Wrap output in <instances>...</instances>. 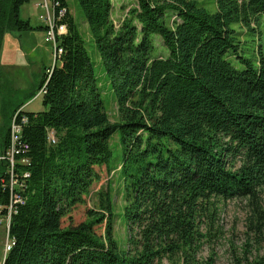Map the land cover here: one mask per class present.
Instances as JSON below:
<instances>
[{"label":"trees","instance_id":"obj_1","mask_svg":"<svg viewBox=\"0 0 264 264\" xmlns=\"http://www.w3.org/2000/svg\"><path fill=\"white\" fill-rule=\"evenodd\" d=\"M77 1L117 117L107 110L86 39L69 13L61 61L39 85L45 109L21 110L28 117L21 140L31 159L24 167L31 173L28 199L13 216L15 244L0 264H204L202 218L216 199L246 200L248 228L264 246V55L256 63L240 55L234 28L254 32L264 0H215L214 12L199 0H133L119 26L113 0ZM28 2L0 0V51L8 31L32 28L21 16ZM156 36L167 53L159 52ZM22 106L1 129L2 150ZM115 138L122 149L111 166ZM1 163L0 204L9 199ZM104 165L119 171L121 210L109 185L86 220L64 224L87 201ZM118 216L126 244L115 236Z\"/></svg>","mask_w":264,"mask_h":264},{"label":"rangeland","instance_id":"obj_2","mask_svg":"<svg viewBox=\"0 0 264 264\" xmlns=\"http://www.w3.org/2000/svg\"><path fill=\"white\" fill-rule=\"evenodd\" d=\"M208 10L214 12L216 10L215 0H199ZM70 13L74 16L78 23L83 36L86 39L87 48L95 63L96 74L100 81V92L104 99L107 110L113 120L117 117V105L115 102V94L111 88L108 76L101 62L99 51L95 43L91 40L90 30L85 20L83 11L77 0H67ZM35 2L30 0L24 5L21 11L22 18L28 20L26 15L30 13V23L32 28L26 30L8 31L3 39L0 51V137L1 129L7 123L9 114L14 109L23 104V108L27 111L44 110L43 95L39 94V85L44 76V72L54 65L52 54V46L45 41L41 26L39 13L40 8L35 6ZM114 7L112 11V19L119 26L128 11L136 5L133 0H113ZM254 32H248L247 26L235 24L234 28L240 33L241 39L240 55L251 59L256 63L260 56L264 55V14L261 16L259 25H252ZM159 44V52H166L162 48L161 39L156 36ZM29 42L35 44L30 47ZM34 48V51L32 49ZM237 66L240 63L234 61ZM0 138V153H1ZM121 145L118 144L117 138L114 140L113 150L114 158L110 165L116 163L118 155L121 153ZM3 164L0 161V170ZM101 179L95 182L91 187V194L85 203L78 204L66 216L64 224H77L88 218L89 210H93L98 202V194L101 190H106L109 185L113 189V196L117 212L124 204L121 191V179H119V171L108 170L107 166L99 168ZM264 204V188L262 193ZM202 218L201 232L205 234L203 243L198 253L199 260L206 264L208 260H212L213 264H264V246L258 243V238L248 228L249 222V206L246 200H214L209 205ZM105 224V223H104ZM100 224L96 227L98 233H103L105 225ZM126 223L123 216H118L115 222V236L121 244H126ZM7 239L5 226H0V260L4 258V245ZM162 264H171L166 259Z\"/></svg>","mask_w":264,"mask_h":264},{"label":"built area","instance_id":"obj_3","mask_svg":"<svg viewBox=\"0 0 264 264\" xmlns=\"http://www.w3.org/2000/svg\"><path fill=\"white\" fill-rule=\"evenodd\" d=\"M36 6L41 9L39 17L45 29V41L52 46L54 65L46 70L49 77L54 66L61 61L64 52L61 46L63 35L68 32V25L65 22L70 13L69 7L62 5L60 0H32ZM46 91L45 84L40 88L39 94ZM23 107L18 110L10 123L9 144L0 153V161L5 163V174L1 179L3 189L9 192V199L6 203L0 204V226H5L7 239L4 245V259L7 253L12 249L15 241L10 236V227L13 216L19 212L22 205L27 202L26 190L28 180L31 176L29 170L24 167L30 164V157L26 156V145L21 144L23 137V125L27 123L28 117L21 114ZM49 140L56 143L57 137L55 130L49 131Z\"/></svg>","mask_w":264,"mask_h":264},{"label":"crops","instance_id":"obj_4","mask_svg":"<svg viewBox=\"0 0 264 264\" xmlns=\"http://www.w3.org/2000/svg\"><path fill=\"white\" fill-rule=\"evenodd\" d=\"M29 3V2H28ZM35 4V3H34ZM26 5V4H25ZM36 6V5H35ZM24 7V5L22 6V8ZM21 11H22V9H21ZM41 12V11H40ZM40 14V13H39ZM26 18H28V20H30V13L28 14V15H26ZM31 21V20H30ZM41 28H42V31H43V35H44V38H45V29H44V25H43V23L41 22V26H40ZM29 44H30V47L31 46H34V48L37 50V47H36V45L34 44L33 45V43L32 42H29ZM34 48L32 49V51H34ZM46 72V71H45ZM44 72V73H45ZM24 110H25V108H23ZM27 111V110H26ZM3 150L1 149V152H2Z\"/></svg>","mask_w":264,"mask_h":264}]
</instances>
